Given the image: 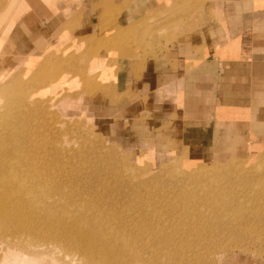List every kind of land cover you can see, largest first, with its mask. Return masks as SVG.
<instances>
[{
	"label": "crops",
	"instance_id": "obj_1",
	"mask_svg": "<svg viewBox=\"0 0 264 264\" xmlns=\"http://www.w3.org/2000/svg\"><path fill=\"white\" fill-rule=\"evenodd\" d=\"M0 15V75L51 52V92L114 108L116 133L155 154L264 142V0H4Z\"/></svg>",
	"mask_w": 264,
	"mask_h": 264
},
{
	"label": "rangeland",
	"instance_id": "obj_2",
	"mask_svg": "<svg viewBox=\"0 0 264 264\" xmlns=\"http://www.w3.org/2000/svg\"><path fill=\"white\" fill-rule=\"evenodd\" d=\"M3 2L0 0V8ZM107 45V48L113 46ZM45 58L46 55H40L37 59L43 64ZM48 64L50 67L51 64ZM19 73L20 70L16 69L0 75L4 83L18 78L16 88L3 95L0 91V104L11 102L19 106L17 109L23 108L24 103L31 108L33 104L41 106L42 112L32 114L37 119H33L32 125L41 127L43 131L42 136L38 134L39 129L33 127V135L38 134V141L43 142L46 126L43 119L52 121L54 118L57 123L63 122L59 131L52 135L55 143L51 147L53 152L57 148L51 158L61 166L58 177L62 182L70 180V187L82 189L85 196L89 195L86 197L88 200L111 203L116 208L124 207L121 216L128 212L137 214L136 219H139L142 213L162 207L161 217L158 218L165 220L167 212L175 217L183 214L185 209L199 211L210 226L211 223H220V228L214 232V245H209L211 250L199 259V264H264L263 141L253 139L236 147L235 153L201 160L186 159L176 149L155 154L150 146L133 142L126 136L125 130L120 129L116 133L111 120L104 119V116L113 113L114 108L102 114L94 107L85 106L87 103H83L86 101L83 96L77 98L67 89L51 92L49 84H56L57 77L52 78L50 73H44L41 78L45 82L35 88L29 85V80L23 82L26 73ZM1 113H4L2 106ZM4 118L0 115V144L11 139L10 127ZM112 121L115 119L112 118ZM124 123L128 124V121ZM45 156L51 159L47 152ZM180 201L185 202L180 205ZM238 216L244 218L236 220ZM148 218L150 220L153 216ZM118 238L121 243L126 241L122 237H117V241ZM207 238L204 240L201 237L203 241ZM17 242L0 239V264H15L22 252L28 253ZM177 242L178 237L175 238ZM131 247L124 245L126 249ZM15 254H20L17 256L20 258H15ZM49 254H44V260H48L49 264H71L69 258L59 256L54 260L47 257ZM14 258L17 260L14 261ZM44 260L37 258L36 263ZM167 260L160 258L159 262L167 263ZM125 261L127 264L128 260ZM135 264L144 263L140 260Z\"/></svg>",
	"mask_w": 264,
	"mask_h": 264
},
{
	"label": "bare ground",
	"instance_id": "obj_3",
	"mask_svg": "<svg viewBox=\"0 0 264 264\" xmlns=\"http://www.w3.org/2000/svg\"><path fill=\"white\" fill-rule=\"evenodd\" d=\"M44 55L43 64L37 57L20 64L19 74H27L23 82L29 80L33 88L45 82L41 78L44 73L60 66V60H54V54ZM17 79L4 83L0 77L1 95L16 88ZM0 106L4 111L0 115L5 117L11 134L9 141L0 144V239L18 240L16 244L28 251L22 252L21 256L15 254V258L21 257H17L20 258L18 261L14 258L15 264H37V258L44 260V254L49 253L47 257L54 260L59 256L69 258L71 264H126L125 260H128L127 264L140 260L144 264H199V259L209 253V245L216 241L213 237L220 228L219 222L210 226L201 212L188 209L175 217L167 212L166 219L161 220L158 217H161L162 207L142 213L136 219L137 214L128 212L121 216L124 207L88 200L89 195L85 196L82 189L70 187V180L62 182L59 179L61 166L51 158L57 150L53 152L51 148L55 143L52 135L59 131L63 122L43 119V125L46 124L43 142L38 141L36 136H43V131L32 125L36 119L32 114L42 112L41 106L33 104L31 108L24 103L23 108L17 109L19 106L11 102ZM33 127L39 129L38 134L33 135ZM45 152L51 159H46ZM148 216L153 218L148 220ZM155 218L157 220L153 222ZM243 218L238 216L236 220ZM117 237L126 241L121 243ZM177 237L179 242L175 243ZM201 237L204 240L208 237V240L203 241ZM125 244L132 247L126 249ZM39 251L42 252L38 254ZM160 258L168 259L167 263L159 262ZM49 263L48 260L40 262Z\"/></svg>",
	"mask_w": 264,
	"mask_h": 264
}]
</instances>
